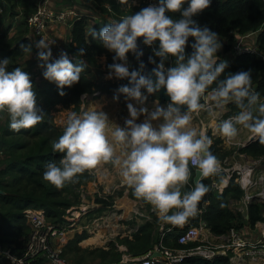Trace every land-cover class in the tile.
<instances>
[{"label": "clouds", "instance_id": "9594fccd", "mask_svg": "<svg viewBox=\"0 0 264 264\" xmlns=\"http://www.w3.org/2000/svg\"><path fill=\"white\" fill-rule=\"evenodd\" d=\"M185 3L187 8L183 7ZM210 5L211 0H159L158 6L122 15L107 23L98 34L92 32L93 38H98L104 48L115 53L114 61L123 62L109 66V79L114 74L117 79L128 78L131 84V87L121 86L119 93L143 103L147 97L142 89L149 95L166 89L170 103L166 109L157 105L151 113L143 107L137 110L129 103L130 119L125 120L123 128L112 124L107 114L98 108L82 114L68 111L62 135L52 142V150L63 156L58 162L45 164L44 181L59 189L102 163H112L120 169V176L133 190V195L150 204L161 223L179 225L198 213L199 203L210 191L201 181L182 191L189 183L191 169L195 168L201 177L207 178L219 174L221 168L220 161L210 151L212 140L192 125L193 114L206 108V104L201 103L206 93L217 108L234 103L239 109L236 116L217 125L222 137L235 138L236 125H241L264 144V100L260 93L252 90V71L229 73L221 79L228 64L216 56L222 46L219 36L192 19ZM177 12L181 13L179 20L166 14ZM190 37L195 43L191 55H186ZM139 38H143L147 46L159 43L158 50L154 49V55L160 58L152 72L155 80L142 75L143 63L139 70L129 71L127 54L137 53ZM35 46L39 49V66L45 69L44 79L54 82L59 94L65 95L63 89L78 83L88 65L82 59L74 64L64 52L49 63L50 43L41 39ZM20 47L23 53H32V44ZM79 55H84L83 48ZM139 55L142 53L137 55L138 59ZM169 57L175 59V64L165 69L164 63ZM9 62L0 60V113L6 112L10 129L20 132L37 126L45 116L37 107L30 75L20 67L9 71ZM150 63L156 61L150 58ZM184 108L186 110L182 111ZM140 115L146 118L137 124ZM160 120L163 122L158 129L154 128L152 122ZM117 147L124 149L121 155H117ZM54 264L62 262L54 261Z\"/></svg>", "mask_w": 264, "mask_h": 264}, {"label": "trees", "instance_id": "16d2710c", "mask_svg": "<svg viewBox=\"0 0 264 264\" xmlns=\"http://www.w3.org/2000/svg\"><path fill=\"white\" fill-rule=\"evenodd\" d=\"M17 1L23 5L25 15L34 11L33 0H0L3 16L13 17ZM157 1L159 2V0ZM90 5L91 9L95 8V11L99 12L95 14L97 18L90 22V18L83 14L79 19L72 22L65 52L74 64L77 59H82L88 67L81 74L78 83L71 88L66 87L63 89L65 93L63 96L59 94L60 90L54 82L48 81V85L41 90L34 89L36 96L40 98L42 95V99L48 105L56 103L75 104L77 108L80 103V96L92 90L97 89L102 93L111 94L121 86L131 87L128 78L118 79L117 81H103L100 79V82H96L93 80L95 75H89L92 66L95 65L96 60L101 55H105L107 58L106 72H109L111 64L121 62L119 60L114 61L115 53L104 48L98 38H93L92 32L98 34L111 20H118L122 15L135 14L145 8L147 4L142 3L136 6L132 5L131 0H91ZM183 7L187 8L188 4L185 3ZM105 14L109 15L111 19H108ZM166 14L174 20L182 18L179 12ZM22 19L17 22L13 33L19 32L17 36H8L10 24L0 32V58L10 60L9 71L19 67L15 60L25 54L21 51L20 46L31 44L29 28L27 30L24 27L25 20ZM192 19L201 27L206 26L217 33L219 40H223L222 52L220 49V53H218L219 60H224L221 56L230 53L226 57L230 60L227 62L228 66L221 79L229 73L234 74L251 70L252 90L260 93L261 98H264V60L261 59L258 53L237 55L231 53L233 44L243 36L244 44H254L257 51L264 54V0H211L210 7L193 16ZM251 35H254L253 39L250 37ZM194 43V38L190 37L185 48L186 55H191ZM143 47L149 57L155 60V64L158 65L160 58L154 55V49L158 50L159 43L155 42L152 46L143 44ZM81 48L84 49L83 56L79 55ZM127 59L132 64L129 68L130 72L140 69L141 60L137 58L136 53L129 52ZM174 64L175 59L169 57L165 61L164 67L168 69L173 67ZM212 87H215V85ZM142 92L147 95L148 99L159 97L157 92L151 95L146 90L142 89ZM226 108L225 116L237 115L239 112L234 103H229ZM44 115H46V118L31 129L14 132L9 127L10 121L1 126L0 129V151L3 158V165L0 168V190L3 192L0 194V246L10 249L16 254L21 253L22 245L29 233V227L24 216L26 208H42L49 221L62 222L66 218L67 210L73 205L68 195L73 193L76 186L84 185L93 179V175L86 171L74 178L73 182L66 183L59 189L43 180L45 164L50 161L58 162L63 156L62 153L52 150V142L57 140L63 132H60L59 128L50 121L47 112ZM218 144H220V139L216 138L210 147V151L219 161H222L230 154V150L223 151L217 146ZM238 151L249 157L264 158V144H261L258 138L248 145L240 147ZM191 171L192 175L189 183L182 191H187L194 186V168ZM235 177L236 175L233 174L221 193L210 189L199 203L198 213L179 225L163 223V229L159 232L158 226L161 222L156 217L155 212H151L149 214L152 217L151 221L139 224L132 234V238L124 237L121 239V242L128 247V253L139 257L153 250L159 244L177 249H188L198 245L200 244L198 241L186 245L178 244L177 237L188 226H197L200 222L205 224L211 234L219 236L226 234L232 227L236 229H241L247 225L253 227L255 223L263 221L264 217L261 214L260 204L248 203L244 214L230 208L231 200H240L244 195V190L235 180ZM202 182L208 185L207 180ZM129 196L135 200L145 202L142 199H137L131 188H129ZM96 202L102 204V208L97 210H102L106 207V204H111V201L99 197L96 198ZM262 209H264V203ZM74 246L76 250L75 243L66 245L61 254L65 255L71 252ZM99 257L104 260L105 264H123L120 262L121 256L118 252L99 255ZM227 260L226 256L216 255L207 258L202 255L186 254L178 264H227ZM68 262L70 264H82V259L75 256L72 260L68 259ZM129 264H141V262L136 261Z\"/></svg>", "mask_w": 264, "mask_h": 264}, {"label": "rangeland", "instance_id": "374dc122", "mask_svg": "<svg viewBox=\"0 0 264 264\" xmlns=\"http://www.w3.org/2000/svg\"><path fill=\"white\" fill-rule=\"evenodd\" d=\"M132 5L139 6L142 3H146V7L148 6H158L159 2L157 0H131ZM19 3L22 7L23 5ZM24 10V9H23ZM33 12V11H32ZM31 13V12H30ZM106 15V14H105ZM106 17L111 19L109 15ZM24 20V19H22ZM94 20L90 18V22ZM10 19H7V15L3 16V19L0 23V29L4 30L7 24H9ZM19 22V21H17ZM24 27L28 30V25L24 22ZM23 29V28H22ZM1 32V31H0ZM19 33V32H18ZM9 33L8 36H17V34ZM66 47V43L64 44ZM143 46V41H142ZM144 48V47H143ZM152 48V47H151ZM66 52V49H65ZM64 52V53H65ZM222 52V49H221ZM220 53L217 52V54ZM230 54V53H228ZM228 54H225L221 57L224 58V61H229ZM36 50L32 44V53L31 54H24L23 57L18 58L15 62L22 68L25 72L30 75L31 82L33 84V88L36 90H41L42 88L48 85V81L43 77V71L45 69L41 68L40 61L38 57H36ZM60 56L55 57L59 59ZM0 60H2L0 58ZM54 60V61H55ZM53 62V60H50ZM49 62V63H51ZM106 62L107 58L105 55H101L96 60L95 65L92 66L89 75H95L93 79L96 82H100V79L103 81L110 80V81H117L118 79L112 76L111 79L108 78L109 72H106ZM119 63H123L122 61ZM128 67L132 65L127 59ZM98 84V83H97ZM95 89V87H93ZM96 94V95H95ZM95 95V96H94ZM104 95H108L98 91H91L89 93L82 94L80 96V103L76 108L75 104H62L56 103L52 105H48L41 97H37V107L40 109L44 115L45 112L48 113L50 117V121L59 128L60 132H63V128L65 125V120L67 117L68 111H75L78 114H82L85 111L91 110L93 108H98L99 110L108 111L109 114H113L114 111L111 110V103H107L105 105V101L103 99ZM110 97H118L115 99L118 104L121 105L120 98L121 93L118 90H115ZM95 106V107H94ZM254 114H257L254 111ZM46 118V115H44ZM224 117V114H223ZM221 116V118H223ZM10 121L7 113H0V129L1 126L5 125L7 122ZM242 132L238 133V135L234 138L237 141L241 140ZM241 146L234 145L232 148H228L230 150V154L227 156L225 163L229 166L238 163V164H248V166H252L251 174L252 176L258 175L261 172H264V158H253L247 156V160L239 156L238 149ZM227 150V149H225ZM223 150V151H225ZM228 151V150H227ZM2 160L1 151H0V168L2 167ZM96 186L93 182H87L84 185L76 186L73 189V193L68 195V198L72 201V206L70 208V216L74 218L73 226L68 229L67 236L63 242V247L66 245H71V243H75L77 249H74L66 253L64 256L68 260H72L75 256L82 259V264H105L103 259L99 257V255H105L107 253L114 254L115 252L120 253L121 260L125 257L129 258L132 255L128 253V247L126 244L121 242V239L124 237L132 238V234L138 228L139 224H142L146 221H151L152 217H150L151 212H155L156 217L157 213L153 209V207L146 203L142 202L141 200H135L129 196V186L127 184L118 186V187H110L109 189L106 188V183L102 182L101 180L96 181ZM111 184V183H110ZM112 186V185H111ZM262 188L264 187V182L260 185ZM222 187V186H220ZM219 187V188H220ZM261 188V189H262ZM261 189H250L248 192L255 195L261 191ZM95 191L103 193L107 201H111V204H106V207L102 210L99 209V206L96 202L97 193ZM246 191H244V195L240 200H231L230 201V208L236 211H240L242 214L245 213L246 208L245 205L247 203H257L261 205V214L264 217V209L263 208V201L264 199H257L254 197L253 199L244 202V196ZM109 199V200H108ZM84 210V211H83ZM85 212V213H83ZM79 213V214H78ZM76 217V221H75ZM264 222V220L262 221ZM163 223H160L158 226L159 232L163 229ZM248 230V229H247ZM249 231V230H248ZM85 233V234H84ZM97 239V240H96ZM76 241V242H75ZM201 247L200 250L196 253L197 255H202L204 257L211 256L210 258L218 255V256H226L227 257V264H264L263 258H256V259H248L243 258L242 260L239 258V255L236 251H233L229 245L228 239L226 235L221 237L220 239L216 238H208L199 242ZM25 244V241H24ZM24 244L22 246H24ZM136 257V256H133ZM0 264H7L4 260H0ZM125 264V263H123Z\"/></svg>", "mask_w": 264, "mask_h": 264}, {"label": "built area", "instance_id": "2783aa9c", "mask_svg": "<svg viewBox=\"0 0 264 264\" xmlns=\"http://www.w3.org/2000/svg\"><path fill=\"white\" fill-rule=\"evenodd\" d=\"M34 1V11L25 15L23 7L17 3L15 6V13L13 17H8L10 19L9 31H12V25L15 27L17 21L24 19L25 23L29 28L30 37H38L47 42H50V39L46 34L47 30L52 25L63 24L67 25L69 28L72 22L76 19H79L83 14H86L89 18H97L95 14L99 13L95 11L96 9H91V0H81L86 4L87 12L81 13L77 8L74 7H64L56 8L52 6V0H33ZM108 7V6H106ZM3 18L2 10L0 8V21ZM7 18V19H8ZM8 19V20H9ZM7 26V25H6ZM1 31V29H0ZM241 36L238 41H236L232 46V54H242V53H258L261 56V59L264 60V54L259 53L254 44H244L242 42ZM207 95V93H206ZM264 100V98H261ZM236 116L231 114L228 118ZM221 118V117H220ZM227 118V119H228ZM238 133L242 132V127L239 126ZM253 138V136L251 137ZM248 138L246 141H237L233 139L225 138L227 144L230 146H246V143L251 139ZM240 153V152H239ZM239 156L245 157L244 153H240ZM227 158V157H226ZM226 158L220 161V172L219 174L207 178L199 177L198 181L207 180L208 186L210 189L222 192V188L219 186L218 177L223 173L224 177L229 181V179L236 175L235 180L239 183L240 187L246 191L244 196V202L249 201L256 197L259 199H264V187L260 185L264 182V172H261L258 175L251 174L252 166L248 164H238L235 163L231 166L225 163ZM195 169V168H194ZM220 187V188H219ZM261 189V191L253 195L248 192L250 189ZM97 196L102 199L105 196L98 193ZM243 197V196H242ZM99 203V202H97ZM264 203V201H263ZM248 204V203H247ZM246 204V205H247ZM98 208H102V204H98ZM245 205V208H246ZM108 208V207H104ZM84 211V210H83ZM70 209L67 210V215L64 221L62 222H51L46 216L42 208H26L24 210V216L26 219V224L29 227V233L26 238L25 244L21 249L20 254L13 253L10 249L0 246V260H4L7 264H54V261L62 262V264H70L68 260L62 253L63 242L67 236L68 229L73 225L74 218L69 214ZM85 213V212H83ZM79 214V213H78ZM76 221V217H75ZM262 226L260 229H257V226ZM182 227H184L182 225ZM249 231H248V230ZM229 245L233 251L239 255V258L264 259V222L260 221L255 223L254 227L247 225L241 229H236L234 227L230 228L226 234ZM220 239L223 235L214 236L207 229L204 223L200 222L197 226H188L185 228L177 237L178 244H189L191 242H201L208 238ZM201 245H194L188 249H177L164 247L161 244L154 247L153 250L148 251L142 256L139 257H129L121 260V263L129 264L136 261H140L141 264H150V263H162V264H178L181 259L187 255H195L200 250ZM154 252H157L158 255H153ZM197 255V254H196ZM211 257V256H210ZM207 256V258H210Z\"/></svg>", "mask_w": 264, "mask_h": 264}, {"label": "crops", "instance_id": "0c3cea01", "mask_svg": "<svg viewBox=\"0 0 264 264\" xmlns=\"http://www.w3.org/2000/svg\"><path fill=\"white\" fill-rule=\"evenodd\" d=\"M52 6L56 7V8L74 7V8H77L78 11L81 13L87 12L86 4H84L81 0H52ZM0 23H1V21H0ZM15 27L12 25V28H11L12 34L15 31ZM45 35H47L50 39L49 43H50V49L52 52V57L50 58V60L54 61L55 57H58V56H60V54L62 52H65L66 47L64 46V44L65 43L67 44V38L69 36V27L67 25H63V24L52 25L49 27V29L47 30ZM250 37L253 39L254 35H251ZM39 40H41V38L31 37V44H33V46L35 47L36 55H37L36 57H38L39 49L36 48L35 42H37ZM243 41L244 40L242 39V42ZM220 43L222 45L223 40H220ZM217 52H219V50ZM216 56L218 58H220V56L217 53H216ZM50 60H49V62H51ZM113 93H111V94H113ZM111 94L104 95L103 99L105 101V105H107V103L108 104L111 103L110 101H112V104H110V105H111V110L114 111V113L109 114L108 111L106 110V106H105L104 112L107 114L109 121L112 124L118 125L122 128L125 127V120L130 119L128 108H127V105L129 103H131L134 107H136L137 110H139L142 107L147 108L149 113H151L157 105L166 109L168 104L170 103V100H163V99H160V97L154 98V99H148L147 98L143 103H140V102H137L135 100L127 98L124 94L121 93L120 101H122V102L120 105L116 102V100L114 98L110 97ZM145 96L147 97V95H145ZM205 96H206V98L202 99L201 103L206 104V108H205V110H202L199 113L193 114L192 125L198 131H203L212 140V144H213L214 140L216 138H218V139H220V144H218L217 146L220 147L222 150H225V149L229 150L228 148H232L233 146H231V145L229 146L227 144L225 138L222 137L217 131V125L219 124V122H221L222 120H226L228 118V116H230V115H228V116L224 115V117H223V114H225L227 112V108H226V106L223 109L217 108L215 106V101L211 100L210 98H207L206 94H205ZM185 110H186V108L182 109V111H185ZM221 116L223 118H220ZM145 118L146 117L144 115H140L138 117V119L136 120V123L137 124L143 123ZM162 122H163L162 120L153 121L152 122L153 127L158 129L159 124ZM239 126H241V125H236L237 128ZM110 127H111V125H110ZM241 127H242L241 140L246 141V140H248V138H251L252 135L243 126H241ZM240 146L243 147L242 145H240ZM123 150H124L123 148L117 147V149H116L117 155H121ZM247 156L248 155H246L245 157H242V156H240V157L245 158L244 161H246L248 159ZM88 171L90 174L93 175V179L89 182H93V184H95V186L97 184L96 183L97 180H101L102 182L106 183L107 189H109L110 187L115 188V187L126 184L123 182L122 177L120 176V169L117 166L113 165L112 163H107V164L102 163V164L98 165L95 169L88 170ZM218 182H219V186H222L221 187L222 190L227 186L228 180L224 177L223 173L218 177ZM95 193L98 194L100 192L95 191ZM100 194H103V193H100ZM261 227L262 226L258 225L257 229H260Z\"/></svg>", "mask_w": 264, "mask_h": 264}, {"label": "water", "instance_id": "95a60500", "mask_svg": "<svg viewBox=\"0 0 264 264\" xmlns=\"http://www.w3.org/2000/svg\"><path fill=\"white\" fill-rule=\"evenodd\" d=\"M142 41H143V38H139L138 41H137V55L139 53H142V55H139V58L141 60V63H143L144 65V69H143V72H142V75H145V76H151V78L153 80H155V76L152 75V72H153V69H155L157 67V64H153V63H150V57L149 55L147 54V52L144 50L143 46H142ZM158 95L160 97V99H163V100H170V98L166 95V89H160L158 92ZM257 138H251L247 143L246 145H248L249 143H251L252 141H255ZM200 175L198 174V171L196 169H194V174H193V183L195 184L198 179H199ZM3 192L0 190V194H2ZM153 255H158L157 252H154Z\"/></svg>", "mask_w": 264, "mask_h": 264}, {"label": "bare ground", "instance_id": "6f19581e", "mask_svg": "<svg viewBox=\"0 0 264 264\" xmlns=\"http://www.w3.org/2000/svg\"><path fill=\"white\" fill-rule=\"evenodd\" d=\"M97 240V239H96Z\"/></svg>", "mask_w": 264, "mask_h": 264}]
</instances>
